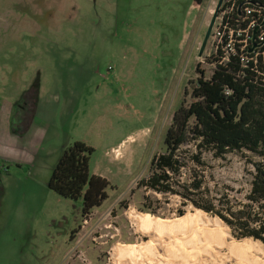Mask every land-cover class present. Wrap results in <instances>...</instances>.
Masks as SVG:
<instances>
[{"label": "rangeland", "instance_id": "obj_1", "mask_svg": "<svg viewBox=\"0 0 264 264\" xmlns=\"http://www.w3.org/2000/svg\"><path fill=\"white\" fill-rule=\"evenodd\" d=\"M216 2L0 0V264H127L116 260L117 244L155 239L128 217L131 210L148 215L137 208L143 191L136 183L161 149L173 112L182 99L190 101V82L199 70L210 71L207 44L201 56L198 50ZM28 97L33 118L19 127L14 114L18 106L25 110ZM74 140L93 148L89 172L113 186L86 222L80 199L47 187ZM205 158L207 185L242 199L249 159L258 158L248 152ZM161 200L165 215L149 213L160 220L195 210L187 206L179 217L176 196ZM221 223L226 243L243 240ZM253 247L247 254L264 264V250ZM163 249L155 245L161 264H184ZM212 249L215 256L200 254L188 264H237L226 247Z\"/></svg>", "mask_w": 264, "mask_h": 264}, {"label": "trees", "instance_id": "obj_2", "mask_svg": "<svg viewBox=\"0 0 264 264\" xmlns=\"http://www.w3.org/2000/svg\"><path fill=\"white\" fill-rule=\"evenodd\" d=\"M199 72L190 82V101L182 99L173 112L161 149L152 154L146 174L136 183L135 188L143 191L137 208L147 216L165 215L161 198L176 196L177 216L191 206L217 216L232 237L264 245V87L239 78L229 63L214 68L208 78ZM92 151L81 140L64 146L47 182L59 196L81 200L83 219L107 198L106 188H113L105 177L89 172ZM230 152H248L258 158L249 159L253 170L242 199L207 185L211 166L205 155L224 159Z\"/></svg>", "mask_w": 264, "mask_h": 264}, {"label": "bare ground", "instance_id": "obj_3", "mask_svg": "<svg viewBox=\"0 0 264 264\" xmlns=\"http://www.w3.org/2000/svg\"><path fill=\"white\" fill-rule=\"evenodd\" d=\"M117 153L118 150H115L114 157L118 156ZM128 217L140 230L153 233L156 237L134 247L117 244L114 249L116 260H124L127 264H161L160 260L163 258L156 253V244L163 246L168 256L175 260L179 259L184 264H188L189 259H193L195 263L200 254L215 256V250L212 249V246H216V248L226 247L229 254H233L237 258V264H256L255 259L253 260L247 251L253 246L264 250L263 244L252 239H243L239 243H226L224 239L225 227L221 221L217 218L208 217L200 210H194L192 214L172 220H160L133 210L129 212ZM164 236L168 238V242L163 241ZM179 260L177 261L179 262Z\"/></svg>", "mask_w": 264, "mask_h": 264}, {"label": "built area", "instance_id": "obj_4", "mask_svg": "<svg viewBox=\"0 0 264 264\" xmlns=\"http://www.w3.org/2000/svg\"><path fill=\"white\" fill-rule=\"evenodd\" d=\"M203 57L210 66L202 70L206 78L229 63L239 78L264 87V0H222Z\"/></svg>", "mask_w": 264, "mask_h": 264}, {"label": "crops", "instance_id": "obj_5", "mask_svg": "<svg viewBox=\"0 0 264 264\" xmlns=\"http://www.w3.org/2000/svg\"><path fill=\"white\" fill-rule=\"evenodd\" d=\"M28 99H29V101L27 103L28 107L25 105L26 108L24 110L21 106H18L16 108L17 111L14 114V116H16V118L19 121V124H18L19 127L20 126H23V127L29 126L31 121H32V118H33V106H34V104H33V102H32L30 97H28ZM91 173L95 174L94 172H91Z\"/></svg>", "mask_w": 264, "mask_h": 264}, {"label": "water", "instance_id": "obj_6", "mask_svg": "<svg viewBox=\"0 0 264 264\" xmlns=\"http://www.w3.org/2000/svg\"><path fill=\"white\" fill-rule=\"evenodd\" d=\"M221 2H222V0H218L217 1L216 5H215V8H214V10L212 12L210 21H209V23L207 25L206 31L204 33V36H203V39H202V42H201V45H200L199 50H198V56L202 55V53H203V51H204V49L206 47V44H207V41H208V37L210 35L214 20H215L217 14H218V10H219V6H220Z\"/></svg>", "mask_w": 264, "mask_h": 264}]
</instances>
